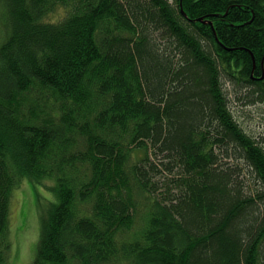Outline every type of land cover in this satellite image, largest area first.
Here are the masks:
<instances>
[{"label": "trees", "instance_id": "obj_1", "mask_svg": "<svg viewBox=\"0 0 264 264\" xmlns=\"http://www.w3.org/2000/svg\"><path fill=\"white\" fill-rule=\"evenodd\" d=\"M0 36V264L24 179L32 264H264V0H0Z\"/></svg>", "mask_w": 264, "mask_h": 264}, {"label": "rangeland", "instance_id": "obj_2", "mask_svg": "<svg viewBox=\"0 0 264 264\" xmlns=\"http://www.w3.org/2000/svg\"><path fill=\"white\" fill-rule=\"evenodd\" d=\"M62 13L60 11L54 14L52 18H59ZM1 39L0 36V41ZM257 116H260L259 113L254 111L252 117H256L255 120L248 121L244 130L246 133H255L259 139L264 141V119ZM67 152L69 151L66 150ZM46 161L48 164V160ZM49 163L51 165L50 160ZM40 180L41 184L37 183L32 186L27 179H24L18 188L12 191L10 197L11 214L9 215L10 239L12 240L10 264H32L38 245L40 246L38 239L42 237L40 217L53 203L57 202L56 193L52 190L54 181Z\"/></svg>", "mask_w": 264, "mask_h": 264}]
</instances>
